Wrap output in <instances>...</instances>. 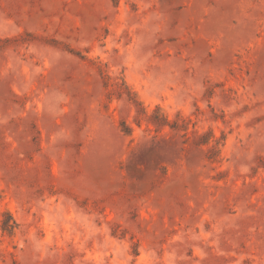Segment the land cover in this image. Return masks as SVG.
Segmentation results:
<instances>
[{
    "label": "rangeland",
    "instance_id": "obj_1",
    "mask_svg": "<svg viewBox=\"0 0 264 264\" xmlns=\"http://www.w3.org/2000/svg\"><path fill=\"white\" fill-rule=\"evenodd\" d=\"M0 264H264V0H0Z\"/></svg>",
    "mask_w": 264,
    "mask_h": 264
}]
</instances>
